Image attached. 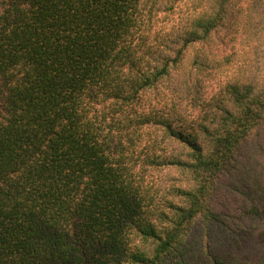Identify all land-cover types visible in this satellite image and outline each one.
Wrapping results in <instances>:
<instances>
[{
    "label": "trees",
    "instance_id": "trees-1",
    "mask_svg": "<svg viewBox=\"0 0 264 264\" xmlns=\"http://www.w3.org/2000/svg\"><path fill=\"white\" fill-rule=\"evenodd\" d=\"M0 264H264V0H0Z\"/></svg>",
    "mask_w": 264,
    "mask_h": 264
}]
</instances>
